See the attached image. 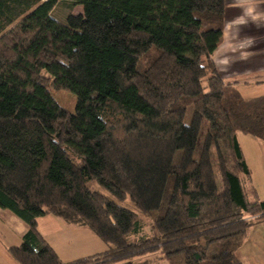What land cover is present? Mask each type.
Here are the masks:
<instances>
[{
    "label": "trees",
    "instance_id": "trees-1",
    "mask_svg": "<svg viewBox=\"0 0 264 264\" xmlns=\"http://www.w3.org/2000/svg\"><path fill=\"white\" fill-rule=\"evenodd\" d=\"M59 3L82 9L60 21ZM225 15V0H0V208L26 225L18 264H243L264 201L236 133L264 142V96L215 66ZM44 215L106 250L62 262Z\"/></svg>",
    "mask_w": 264,
    "mask_h": 264
},
{
    "label": "crops",
    "instance_id": "crops-1",
    "mask_svg": "<svg viewBox=\"0 0 264 264\" xmlns=\"http://www.w3.org/2000/svg\"><path fill=\"white\" fill-rule=\"evenodd\" d=\"M223 35L212 59L225 80L234 83L240 95L249 100L247 88H264V0H225ZM245 76V77H241ZM241 88L244 93H241ZM260 96H264L260 95ZM236 139L250 172L248 187L264 201V142L236 133ZM38 231L62 262L102 253L106 245L90 230L64 223L53 215L37 219ZM26 225L8 210L0 208V264H18L9 249L20 245ZM243 264H264V221L252 226L238 248Z\"/></svg>",
    "mask_w": 264,
    "mask_h": 264
},
{
    "label": "rangeland",
    "instance_id": "rangeland-1",
    "mask_svg": "<svg viewBox=\"0 0 264 264\" xmlns=\"http://www.w3.org/2000/svg\"><path fill=\"white\" fill-rule=\"evenodd\" d=\"M81 6L76 5L72 8H68L66 5L59 3L58 5H56V7L53 9L52 11V15L60 20V21H64L65 17L67 16V14L71 13V14H77L81 11ZM241 77H245V76H241ZM241 93L243 94V96L247 95L244 93L243 89L241 88ZM247 91L249 92L248 95H252V96H260L264 94V88L261 85H257V84H253L250 85L247 88ZM52 96L55 99V101L64 109H66L68 112L72 113L74 112L75 109V96L67 91V90H52ZM94 186V185H93ZM124 205H128L127 203H125ZM152 229L150 228V226L144 224L141 228L140 234L138 236H151L152 234ZM158 254H147V255H142V256H131V257H126L123 258L119 261H116L114 264H125L126 262H141L147 259H150L151 262H149V264H167L166 262H159L155 256Z\"/></svg>",
    "mask_w": 264,
    "mask_h": 264
}]
</instances>
